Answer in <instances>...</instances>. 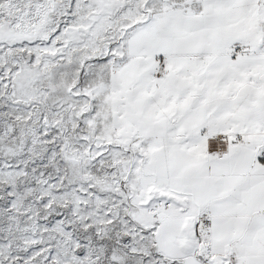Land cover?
I'll return each mask as SVG.
<instances>
[{"label":"snow or ice","instance_id":"obj_1","mask_svg":"<svg viewBox=\"0 0 264 264\" xmlns=\"http://www.w3.org/2000/svg\"><path fill=\"white\" fill-rule=\"evenodd\" d=\"M0 264H264V0H0Z\"/></svg>","mask_w":264,"mask_h":264}]
</instances>
